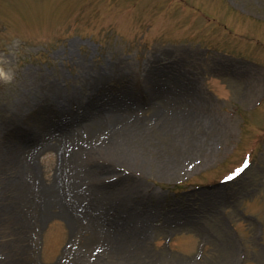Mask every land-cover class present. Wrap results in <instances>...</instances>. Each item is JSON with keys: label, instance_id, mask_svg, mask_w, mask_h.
Listing matches in <instances>:
<instances>
[{"label": "rangeland", "instance_id": "1", "mask_svg": "<svg viewBox=\"0 0 264 264\" xmlns=\"http://www.w3.org/2000/svg\"><path fill=\"white\" fill-rule=\"evenodd\" d=\"M15 147L37 180L15 179L62 202L35 234L12 206L0 264H264V0H0V160ZM117 232L124 255L99 247Z\"/></svg>", "mask_w": 264, "mask_h": 264}, {"label": "bare ground", "instance_id": "2", "mask_svg": "<svg viewBox=\"0 0 264 264\" xmlns=\"http://www.w3.org/2000/svg\"><path fill=\"white\" fill-rule=\"evenodd\" d=\"M29 78L30 80H28ZM32 85H33V80H31V77L29 75L27 78V83L23 86L24 99L21 103V106L23 105L22 108L26 105L30 107V105L33 102L32 100H29V96L32 95V92L30 90ZM95 88L98 89V94L102 95V97L105 98L108 95V91L107 89L104 88V85H98L97 83H95ZM54 91H53V96L54 94H57L56 91H59V90L57 89L55 92ZM49 93H52V91H50ZM38 95H39V98H42L45 96V93H42L41 95L38 94ZM127 104L128 102L124 103L125 106ZM37 110L47 115L46 119L48 123L45 124L47 126L46 127L40 126L43 131L54 133L56 129H58V131L63 129V125L65 124L64 122L65 119H66V124L68 123L67 121V115H69L68 111L59 112L58 110L54 109V107H51V106L47 107V105H41V108H38ZM31 118H34V117L31 116ZM91 125L92 124L89 125L91 129L98 128L101 130L100 123L96 122L95 125H92V126ZM103 129H104V126H103ZM64 137H65V134L63 133L62 135H59L58 138H55L54 141L58 142ZM27 150H29V152H27ZM31 150L32 149H28V147H22V148L19 147L17 149L15 147L14 150H9V152L3 156L2 161L0 160V173H2L0 176V179H1V182H0V218L2 219L1 221H7V222L11 219L10 221L16 224L17 220L15 219L13 212L11 211V208L12 206H14L15 204L19 202H24L26 209H27L26 214L29 213L28 215L30 217L32 216V220L34 219L33 225H31V223H28V230L31 233L35 234L36 229L37 228L40 229L41 226L45 223L44 220L46 217L47 210L51 209V207H58L59 202H62V198L57 194L61 188L60 187L61 185L59 184V179L57 178L54 179L53 185L51 184V186H53L54 188L52 190L53 192H51V189H47L43 186H40L41 183L38 184L37 182L32 190L29 189V187L32 188V186H30L29 180H33V179H15L14 172L13 170H10V169H12L11 167H14L13 169H16L17 174H18L20 170L19 165L21 163H24V165L27 164V171L33 173L32 176H34V178L36 177V174L33 171V158L36 154L34 152L31 153L30 152ZM28 159L31 161L27 162ZM25 175H27V173H25ZM35 179L37 180V178ZM27 184L29 187L27 186ZM18 188H21V189L18 191ZM36 189H38L40 193L38 197L40 202L37 205H34L31 202H29V199H30L31 194L33 193V190L35 193ZM94 222L102 223V220H99V222L98 221H94ZM68 223L70 224V233H72L73 224L70 221H68ZM109 223L111 224V228H112L113 222L110 221ZM18 226L19 228H22V231H23V225L19 223ZM5 227L8 229L9 223L5 224ZM112 232L114 231H111V233ZM117 234L118 232L113 237L108 236L109 241L103 242V245L99 247L103 249L105 245L108 244L109 242V244L116 245L119 250L122 249L123 250L122 252H124L122 253V255L129 252L131 246L128 243L121 240V238H118ZM121 235L124 237L123 233ZM20 242H21V248H23L20 254H22L23 251L27 252V249H33V245L31 246V248H29V244L25 242L23 237L21 238Z\"/></svg>", "mask_w": 264, "mask_h": 264}, {"label": "snow or ice", "instance_id": "3", "mask_svg": "<svg viewBox=\"0 0 264 264\" xmlns=\"http://www.w3.org/2000/svg\"><path fill=\"white\" fill-rule=\"evenodd\" d=\"M242 164H244V162ZM249 165H250V161L248 160V163L243 168H240V166L236 167L235 169L239 168L240 170L236 172V175L230 176L229 179H225V182L227 183L229 180H234L236 178V176H238L240 173H242L245 169L249 168Z\"/></svg>", "mask_w": 264, "mask_h": 264}]
</instances>
